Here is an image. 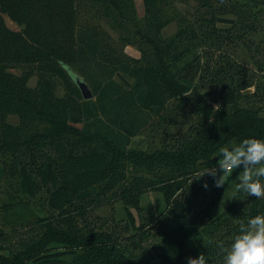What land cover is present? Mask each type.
<instances>
[{
  "label": "trees",
  "instance_id": "trees-1",
  "mask_svg": "<svg viewBox=\"0 0 264 264\" xmlns=\"http://www.w3.org/2000/svg\"><path fill=\"white\" fill-rule=\"evenodd\" d=\"M69 1L73 62L41 65L31 88L34 72L17 75L0 61V182L9 189L0 264H187L201 253L222 264L239 226L264 214V198L237 192L215 218L243 170L220 189L205 190L212 180L202 175L221 149L264 139V0H141L142 16L138 0ZM29 7L0 0V58L3 46L43 50ZM76 77L95 100L83 99ZM59 84L70 93L59 96ZM141 113L162 130L149 153L122 147L149 125ZM149 192L164 196L158 217L141 205ZM114 201L123 202L125 219L99 213ZM23 229L36 233L12 250Z\"/></svg>",
  "mask_w": 264,
  "mask_h": 264
},
{
  "label": "rangeland",
  "instance_id": "rangeland-1",
  "mask_svg": "<svg viewBox=\"0 0 264 264\" xmlns=\"http://www.w3.org/2000/svg\"><path fill=\"white\" fill-rule=\"evenodd\" d=\"M137 8L142 16L144 7L141 0L137 1ZM71 9L72 6L70 5L69 0H54L53 2H50L49 0H30L28 14L31 19L34 20L35 24H37L43 38L45 39V46L43 50L36 54L30 50H19L12 46H3L0 61L8 64L12 73L21 75L26 71L34 72V75L29 83L31 88H35L38 84L40 76L38 68L41 65L45 63L54 64L57 60H62L65 63L73 62L75 58V28L68 22V13ZM84 21H86V19L81 20L80 23H83ZM5 22L10 29L15 31L21 30V28L17 24L13 23L8 17H5ZM103 28L110 34L114 41L118 39V35L111 31L104 23ZM175 30L176 26H171L166 30V35L173 34ZM124 52L131 58H140V53L133 47L128 46L124 49ZM59 85V96L63 97L64 95L70 93L64 86H61V84ZM137 117L140 122H144L148 119L146 122L149 125L144 128L142 127L138 135L130 140L127 146L122 144V147L128 151L145 153L159 149L160 134H162V130H158L156 126L157 120L155 119L151 125V115L146 116L141 113L138 114ZM9 122L16 124L18 120L16 118H10ZM137 170L138 169L133 168V174L135 176L141 177L148 174L142 170L137 172ZM240 175H242V172ZM236 176L237 175L233 176L230 180L222 200L217 205L214 211L215 218L221 217L232 205L234 197L237 194V191L235 190ZM7 186L8 185L3 182H0V205L8 200L9 196L6 195V192L9 189L7 190ZM208 193L210 194V197H215L211 190H209ZM141 205L152 212L156 217L164 213L166 208L163 194L156 192H149L143 195ZM99 213L104 217H115L117 220H123L126 218V212L122 201H114L106 204L100 209ZM167 215L170 216V213L167 212ZM3 218L4 215H2V212L0 211V219ZM34 231L35 229H23L21 233H19V236H16L13 239L12 245L10 246L12 250L20 249V241L25 238L30 239L33 235H35L36 232L33 233Z\"/></svg>",
  "mask_w": 264,
  "mask_h": 264
},
{
  "label": "clouds",
  "instance_id": "clouds-1",
  "mask_svg": "<svg viewBox=\"0 0 264 264\" xmlns=\"http://www.w3.org/2000/svg\"><path fill=\"white\" fill-rule=\"evenodd\" d=\"M217 165L209 168L202 176L211 178L212 184L203 183L202 187L217 189L225 185V177L232 171L242 169L238 174L235 190L249 197L264 198V139L247 138L231 148H223ZM187 264H207L205 255L189 257ZM222 264H264V214L250 216L246 223L239 226L231 239Z\"/></svg>",
  "mask_w": 264,
  "mask_h": 264
},
{
  "label": "water",
  "instance_id": "water-1",
  "mask_svg": "<svg viewBox=\"0 0 264 264\" xmlns=\"http://www.w3.org/2000/svg\"><path fill=\"white\" fill-rule=\"evenodd\" d=\"M76 83L81 91L82 97L85 101L93 100L94 95L90 87L82 79L76 77Z\"/></svg>",
  "mask_w": 264,
  "mask_h": 264
},
{
  "label": "crops",
  "instance_id": "crops-1",
  "mask_svg": "<svg viewBox=\"0 0 264 264\" xmlns=\"http://www.w3.org/2000/svg\"><path fill=\"white\" fill-rule=\"evenodd\" d=\"M143 10H144V8H143ZM139 11V10H138ZM143 14H144V12H143Z\"/></svg>",
  "mask_w": 264,
  "mask_h": 264
}]
</instances>
